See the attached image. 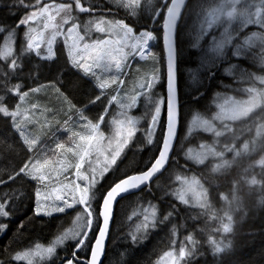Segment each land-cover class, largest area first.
Returning <instances> with one entry per match:
<instances>
[{
	"label": "snow or ice",
	"instance_id": "1",
	"mask_svg": "<svg viewBox=\"0 0 264 264\" xmlns=\"http://www.w3.org/2000/svg\"><path fill=\"white\" fill-rule=\"evenodd\" d=\"M0 5V234L11 233L0 264H243L237 225L264 212V0L200 5L198 38L212 39L189 68L193 82L200 73L186 84L189 107L222 68L231 83L203 116L185 117L183 135L185 0ZM194 130L210 137L196 152L184 149ZM60 215L71 226L39 242L36 230ZM151 236L164 250L142 260ZM118 237L123 251L111 247ZM257 255L247 264H264V247Z\"/></svg>",
	"mask_w": 264,
	"mask_h": 264
},
{
	"label": "trees",
	"instance_id": "2",
	"mask_svg": "<svg viewBox=\"0 0 264 264\" xmlns=\"http://www.w3.org/2000/svg\"><path fill=\"white\" fill-rule=\"evenodd\" d=\"M209 0H191L188 5V12L185 15V28L186 32L184 36L182 37V46L185 49V55L181 57V62L179 64V93H180V101L182 106V124H181V135H183L184 131V124H185V117L187 121H189L193 116L204 115V108L209 105L214 106V101L212 99V96L214 93H221L222 95L225 94V90L221 87V83L223 84H230L231 78L223 74V68L221 73H219V79L212 83L211 91L208 94V97L202 101V104L200 106L191 105L190 104V98L188 96L189 88L186 87V84H192L193 87H195V84L198 83L200 74H198V78L196 79V82H193L192 80L187 81L186 73L189 71V68H196L199 59H200V53L201 50L197 49V43L196 38L194 37L195 32V22L196 17L195 14L197 12V9L202 3H205ZM107 2V0H105ZM0 16H8V13L6 9L3 8L2 5H0ZM11 19V17H8ZM2 43V41H0ZM143 63V62H140ZM224 68L228 67L227 65L223 66ZM250 70L253 71H259L257 67L249 66ZM188 79L189 74H188ZM166 83L162 82V85L160 86V91L162 93L165 92ZM227 94H231L229 91ZM163 95V94H162ZM210 137L206 133H194L192 134L187 140L184 142V149L187 150L188 148H194L198 147L199 143L201 142H208ZM181 160H183V157H181ZM127 163V162H126ZM248 161H242L241 167L247 166ZM124 167V165L122 166ZM238 170V169H237ZM235 174V170L234 173ZM167 183V177L162 178L161 186ZM222 190L227 192V186L225 181L221 180ZM159 195V193H157ZM146 199H152L151 196L146 197ZM245 202L249 205V207L252 206L253 199L248 197L245 193L244 196ZM155 202V200H153ZM219 206V205H217ZM136 206L133 204L132 206L128 207L126 211L129 213L130 208H135ZM19 216L23 215V212L18 214ZM66 216L60 215L58 219H51L50 223H48L46 226L43 227L42 230H36L34 233L36 236L39 237V242L42 243H48L53 239V234L57 231L58 225L64 226V221ZM262 219H264V212H259L255 214L249 215L246 222L243 224L237 225V235L234 240L235 244V257L234 259L239 262H243V264H247L249 260H255L258 259V252L260 251L261 247H264V226H262ZM130 224V223H129ZM128 228H123L120 233V237H122L124 232H127ZM160 236L164 235V232L159 233ZM11 236V233L8 235H5L1 237L0 234V247L3 245H6L9 242V238ZM114 249H118L120 251H123L124 245L121 238H117L114 243L111 245ZM142 250L140 251L139 255L142 260H147L151 257V259L155 260L159 254H162V251L164 250V245L159 243V237L157 236H151L148 241L144 243V245L141 246Z\"/></svg>",
	"mask_w": 264,
	"mask_h": 264
},
{
	"label": "rangeland",
	"instance_id": "3",
	"mask_svg": "<svg viewBox=\"0 0 264 264\" xmlns=\"http://www.w3.org/2000/svg\"><path fill=\"white\" fill-rule=\"evenodd\" d=\"M209 1L205 2V3H202L201 5H207ZM200 6L199 8L197 9V12L195 14L194 17H196V22H195V32H194V37L196 38V43H197V49L201 50L202 48L204 50L207 49L208 46H210V43H211V36H204V37H199V27H200ZM136 67V65H133V69ZM199 73V72H197ZM188 74H189V78L188 79ZM200 74V73H199ZM133 77H129V79H132ZM186 78H187V81H190L192 80L191 79V74L189 73V71L186 73ZM196 78H198V74H196ZM156 91L160 94H162V91H160V86L157 87ZM40 103L42 104H51L57 108H59V102L55 99L54 96H50L48 94H45V93H41L40 94ZM143 112H144V109L142 106L138 107V109H134L133 110V114L137 115V116H142L143 115ZM192 119V118H191ZM191 119L189 121H191ZM143 122V121H142ZM184 133V131H183ZM194 133H200V132H197V131H193L192 134ZM193 150V152H196L198 150V147H194V148H191ZM133 211V208H130L129 210V214H131V212ZM65 221H64V227H70L71 226V221L68 217H65ZM130 222H128L126 219H125V227L124 228H128V225H129ZM5 236L4 234H1V237Z\"/></svg>",
	"mask_w": 264,
	"mask_h": 264
},
{
	"label": "water",
	"instance_id": "4",
	"mask_svg": "<svg viewBox=\"0 0 264 264\" xmlns=\"http://www.w3.org/2000/svg\"><path fill=\"white\" fill-rule=\"evenodd\" d=\"M190 1H191V0H185V3H186L187 5H189ZM182 11H183V9H182ZM177 79H178V86H179V70H178V73H177ZM179 97H180V93H179Z\"/></svg>",
	"mask_w": 264,
	"mask_h": 264
},
{
	"label": "flooded vegetation",
	"instance_id": "5",
	"mask_svg": "<svg viewBox=\"0 0 264 264\" xmlns=\"http://www.w3.org/2000/svg\"><path fill=\"white\" fill-rule=\"evenodd\" d=\"M162 94H166V87H165V92H164V93H162ZM148 154L150 155V153H148ZM137 159H139V158H137ZM122 166H123V165H122ZM122 166H121V167H122Z\"/></svg>",
	"mask_w": 264,
	"mask_h": 264
}]
</instances>
